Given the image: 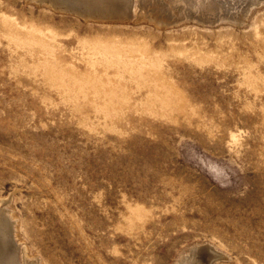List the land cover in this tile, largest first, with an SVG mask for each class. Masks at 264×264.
Segmentation results:
<instances>
[{"label":"rangeland","instance_id":"obj_1","mask_svg":"<svg viewBox=\"0 0 264 264\" xmlns=\"http://www.w3.org/2000/svg\"><path fill=\"white\" fill-rule=\"evenodd\" d=\"M48 2L0 0V230L29 264H264V1Z\"/></svg>","mask_w":264,"mask_h":264},{"label":"bare ground","instance_id":"obj_2","mask_svg":"<svg viewBox=\"0 0 264 264\" xmlns=\"http://www.w3.org/2000/svg\"><path fill=\"white\" fill-rule=\"evenodd\" d=\"M262 1L264 0H50V3L54 6H58L60 10L76 14L86 20L111 19L113 17L120 18V16H126V14L132 15L139 13H141L143 17L150 20V14L155 11L157 14L164 15L168 19L174 18L173 20L177 21L193 19L194 21L197 20L205 22L207 21V18L210 17L226 19L230 16V14H234L236 9H240L242 6L248 9L250 7L253 8L252 5L256 4L255 6H257V4H261ZM85 2H90L91 4H85ZM80 3H83V5L81 6ZM154 22L158 23L159 21L157 22L154 20ZM169 24L171 23H166V25ZM6 219H9L7 215ZM6 225H9V223ZM10 225L12 226L13 222L10 221ZM3 230H0V264H29V259L27 260L23 253L24 250L22 251L19 249V245L15 244L12 236L13 233H10V231L7 232L8 229L6 230L3 228ZM201 247H193L189 250L187 255H184L185 253L181 256L178 255L179 257H177L179 259L176 264H190V260L192 258L191 256L194 253L205 249ZM193 259H195L194 256ZM198 261L200 260L198 259Z\"/></svg>","mask_w":264,"mask_h":264},{"label":"water","instance_id":"obj_3","mask_svg":"<svg viewBox=\"0 0 264 264\" xmlns=\"http://www.w3.org/2000/svg\"><path fill=\"white\" fill-rule=\"evenodd\" d=\"M77 3H79L78 1H76ZM85 4H91L90 2H85ZM80 5L82 6L83 5V3H80ZM89 6V5H88ZM107 16H109V15H107Z\"/></svg>","mask_w":264,"mask_h":264}]
</instances>
